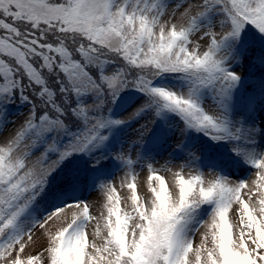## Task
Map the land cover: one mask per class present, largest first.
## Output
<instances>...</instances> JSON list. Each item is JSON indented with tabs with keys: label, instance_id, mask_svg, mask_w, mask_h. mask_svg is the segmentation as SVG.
I'll return each instance as SVG.
<instances>
[{
	"label": "snow or ice",
	"instance_id": "obj_1",
	"mask_svg": "<svg viewBox=\"0 0 264 264\" xmlns=\"http://www.w3.org/2000/svg\"><path fill=\"white\" fill-rule=\"evenodd\" d=\"M0 264H264V0H0Z\"/></svg>",
	"mask_w": 264,
	"mask_h": 264
}]
</instances>
